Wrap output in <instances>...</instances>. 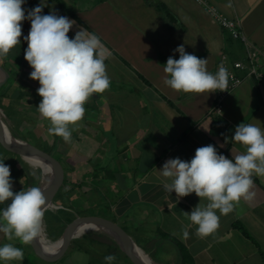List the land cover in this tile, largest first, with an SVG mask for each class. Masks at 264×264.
<instances>
[{"label": "crops", "instance_id": "0c3cea01", "mask_svg": "<svg viewBox=\"0 0 264 264\" xmlns=\"http://www.w3.org/2000/svg\"><path fill=\"white\" fill-rule=\"evenodd\" d=\"M206 1L238 19L242 32L264 52V0ZM39 4L40 0H27L23 7ZM45 4L43 14L54 11L76 21L68 33L70 38L82 26L97 34L111 52L105 61L110 87L85 103L83 119L69 126L70 143L47 133L50 121L38 110L40 85L29 78L33 69L24 58L30 21H22L20 45L0 58V67L7 73L0 86V107L11 113L10 118L5 117L17 125L42 128L39 135H46L42 139L49 141L65 171L62 196L55 203L63 205L66 214L56 223L54 237L47 232L51 222L43 218L46 236L57 239L67 223L80 216L76 209L88 210L85 215H99L119 224L151 259L164 264H264V175L252 177V200L241 199L227 215L217 212L218 229L200 236L184 212H191L201 198L194 192L185 197L168 193L163 185L171 180L161 174L168 159L190 160L198 147L208 144L229 159L246 151V146L232 138L241 123L264 129V56L258 60L260 80L245 79L225 98L217 114L212 112L214 92L185 93L164 83L167 59H179L174 50L180 45L186 52L208 59L206 68L212 74L222 54L230 61L245 60L242 42L233 40L197 0H45ZM216 115L226 121L221 135L210 132ZM0 159L11 166L14 193L27 190L23 159L1 151ZM206 203L202 198V205ZM54 210L50 209L51 218L58 212ZM185 229L187 239L182 236ZM84 235L94 239L96 252L93 247L89 252L77 247L76 241L81 243ZM100 235L105 237L103 241ZM98 241L104 244L99 246ZM113 242L106 233L92 230L72 239L56 260L36 257L32 262L30 243L9 241L0 233V245L12 243L24 252L23 261L0 264H90L103 253L116 256Z\"/></svg>", "mask_w": 264, "mask_h": 264}, {"label": "clouds", "instance_id": "9594fccd", "mask_svg": "<svg viewBox=\"0 0 264 264\" xmlns=\"http://www.w3.org/2000/svg\"><path fill=\"white\" fill-rule=\"evenodd\" d=\"M26 3L27 0H0V58L20 45L22 21H30V31L24 36L28 43L24 58L33 69L29 78L40 85L37 94L42 100L38 110L50 121L49 135L60 136L70 143L69 126L83 119L85 103L93 94L110 87L105 61L111 52L97 34L82 26L70 38L68 33L76 21L54 11L43 14L45 0L31 9L23 7ZM174 52L179 53V59L169 56L164 68L168 74L164 81L167 86L185 93L227 89L229 73L224 66L212 74L206 68L208 59L186 52L183 45ZM232 139L246 146V151L229 159L208 144L198 147L190 160L168 159L161 169L162 176L171 180L163 185L168 193L174 191L178 197H185L194 192L201 198L191 212H184L197 226L200 236L214 233L220 215L232 212L241 199L252 200L255 196L252 177L264 175V129L241 123ZM4 161L0 159V204L10 203L0 208V233L9 241L19 239L29 244L41 233L47 198L38 186L14 193L11 166ZM202 198L207 200L205 205ZM182 236L188 238L187 229ZM23 259V249L12 243L0 245V261ZM104 260L105 264H114L116 256L109 254Z\"/></svg>", "mask_w": 264, "mask_h": 264}, {"label": "water", "instance_id": "95a60500", "mask_svg": "<svg viewBox=\"0 0 264 264\" xmlns=\"http://www.w3.org/2000/svg\"><path fill=\"white\" fill-rule=\"evenodd\" d=\"M6 78V71L0 67V86ZM2 124L0 121V145L4 148V150L14 156H18L23 159L24 155H34L48 165L49 171L47 175H45L41 169L42 176L40 178V184L38 183V187L43 190L44 195L47 198V210L52 209L50 208L51 204L61 206L56 204L54 200L55 195L59 192L63 185L65 177V171L60 161L51 153L35 146L31 142L15 137L11 131ZM83 224L90 225L92 229L89 230L103 232L111 236L118 245L119 249L132 264H164L163 262L151 259L149 256V261L144 259L139 253H137L135 248L137 247L141 251H143V249L119 224L99 215L75 216L69 223H67L61 235L56 240L57 242H60L56 250H49L44 247V245L40 242L39 237L34 242L30 243V245L39 258L48 261L56 260L67 250L72 239L83 235H76V230ZM46 239L48 238L46 237ZM145 254L147 255V253Z\"/></svg>", "mask_w": 264, "mask_h": 264}, {"label": "built area", "instance_id": "2783aa9c", "mask_svg": "<svg viewBox=\"0 0 264 264\" xmlns=\"http://www.w3.org/2000/svg\"><path fill=\"white\" fill-rule=\"evenodd\" d=\"M209 12L213 20L226 30L233 39L242 42L245 51V60L230 61L228 56L222 54L215 67V74L220 66H224L229 73L228 87L224 91H214V103L212 112L220 114L225 98L242 85L245 79L254 78L260 80L262 74L258 69V60L264 56V52L256 46L243 32L238 19L228 17L214 5L206 0H197ZM62 207V206H57Z\"/></svg>", "mask_w": 264, "mask_h": 264}, {"label": "rangeland", "instance_id": "374dc122", "mask_svg": "<svg viewBox=\"0 0 264 264\" xmlns=\"http://www.w3.org/2000/svg\"><path fill=\"white\" fill-rule=\"evenodd\" d=\"M224 30V29H223ZM226 31V30H225ZM227 32V31H226ZM228 33V32H227ZM229 34V33H228ZM230 35V34H229ZM233 40H235V41H237L236 39H233ZM1 108V107H0ZM2 109V108H1ZM5 112H7V115H9L10 117H11V113L8 111V110H6ZM3 113H4V111H3ZM5 114V113H4ZM6 122H7V124H8V127H9V129H10V131H11V133L13 134V132H12V130L14 129V128H16L18 131H19V134L20 135H22V136H24V137H26V138H28L29 140H30V142L31 143H33L35 146H37V147H39V148H41V149H46V150H48L47 152H49L51 149H50V145H49V141H48V143H47V141L45 140V139H42V138H45V134H44V136H42L41 134L39 135V133H40V131H42L41 129L42 128H40L39 129V127L37 126H35V125H30V124H22L21 123V125L20 124H16V123H14V122H11L10 121V119L9 118H7V116H6ZM30 129V130H29ZM32 131V134H30V132ZM42 133V132H41ZM47 133H48V131H47ZM49 134V133H48ZM0 147L2 148V149H4L1 145H0ZM51 152H53V151H51ZM57 152H61V147L59 148V150L57 151ZM53 154V153H52ZM56 157V156H55ZM57 158V157H56ZM19 159H20V157H19ZM61 163V162H60ZM21 165H22V167H23V169H25V171L27 170L28 171V173H30L31 175H33V176H35L36 178L39 176V178H41V169L39 168V167H33V166H30L25 160H22V163H21ZM24 170H23V172L22 173H24L25 172ZM33 173H35V175L33 174ZM40 184V179H38V182H37V184ZM39 184H38V186H39ZM62 207H57L56 206V208H55V210L54 211H58V210H60V209H63V205H61ZM50 209H48L46 212H45V219L47 220V221H50V220H52V223H54V220H56V219H52L51 218V215H50V213H48V211H49ZM77 213H79L80 214V216H84L85 214H88L89 213V211L87 210L86 211V213L84 212V210H75ZM92 211H90V213H91ZM62 213V216H64L65 214H66V212L65 211H62L61 212ZM45 229H47V226H46V228ZM46 232V231H45ZM89 232V231H88ZM48 238V237H47ZM92 243V239L89 237V238H87V237H85V239H83L82 241H81V245H83V244H85V245H90ZM102 249L104 248V247H101ZM36 257H38L34 252H31L30 251V253H29V260L30 261H36ZM90 257V256H89ZM96 256L95 255H93L92 256V258L94 259ZM96 259V258H95ZM120 259V260H119ZM97 260V259H96ZM99 260V259H98ZM103 261H105L104 260V257H103V255H101V258H100V260L99 261H96V262H94L95 264H105V262H103ZM98 262V263H97ZM94 263H92V264H94ZM114 264H132L131 262H130V260H128V259H126L125 257H124V255L121 253L119 256H118V258H117V255H116V261L114 262Z\"/></svg>", "mask_w": 264, "mask_h": 264}, {"label": "trees", "instance_id": "16d2710c", "mask_svg": "<svg viewBox=\"0 0 264 264\" xmlns=\"http://www.w3.org/2000/svg\"><path fill=\"white\" fill-rule=\"evenodd\" d=\"M70 13L69 14H71L73 17H77L76 15H75V13L74 12H72V11H69ZM5 114L7 115V113L5 112ZM8 116V115H7ZM9 117V116H8ZM10 118V117H9ZM225 126H226V121L224 120V119H222L220 116H218V115H216L214 118H213V122H212V127H211V130H210V132L211 133H213V134H222L223 132H224V130H225ZM12 132H13V135L15 136V137H19V138H22V139H24V140H27V141H29L30 142V140L28 139V138H26V137H24V136H22V135H20L19 134V131L16 129V128H14L13 130H12ZM31 134V133H30ZM33 144V143H32ZM45 151H48V150H46V149H44ZM0 151L1 152H3L5 155H10V156H13L11 153H9L8 151H6V150H3L1 147H0ZM52 150H50L49 151V153H51L52 154V152H51ZM53 156H55L54 154H52ZM17 159H19V157L17 156ZM57 159L61 162V160H60V158H58L57 157ZM38 179H40L39 178V176L36 178L35 176H33V175H31L30 173H28V171L26 170L24 173H23V180H24V184L28 187V188H30V187H33V186H36L37 185V182H38ZM64 182H65V178H64V181H63V184H64ZM38 186V185H37ZM62 190H59V192L55 195V197H54V200L55 201H59L60 199H61V196H62ZM62 211H64V209H60V210H58V212L54 215L53 214V216H52V219H56V220H54V223L52 224V220H50V221H47L46 219H45V221L46 222H51V228H49V230H47V232H48V234H49V236H51V237H54L55 235H54V232H53V230H54V228H58L59 226L58 225H56V223L58 224V222L61 220V218H62ZM48 213H50V215H51V211L49 210L48 211ZM44 216H45V214H44ZM52 225H53V227H52ZM239 229L247 236V237H249V238H251L250 236H249V234H248V232L244 229V227L242 226V225H240L239 226ZM84 237H86L85 235H84ZM50 238V237H49ZM87 238H89V236L87 237ZM99 238L102 240V238H105L103 235H100L99 236ZM93 241H94V239L93 238H91ZM52 240H54V239H52ZM103 241V240H102ZM98 245L100 246L101 244H104V243H102V242H100V241H98ZM76 245H77V247L79 248V249H83V250H85V251H88L89 252V250L91 249V247H93L94 248V245H92V243L90 244V245H85V244H83V245H81V243H79L78 241H76ZM113 246H112V248L111 249H113L114 251L116 250L117 251V253H116V255H117V258H118V256L122 253L123 254V252L119 249V247H118V245L116 244V242L114 241L113 242V244H112ZM140 246V245H139ZM141 247V246H140ZM112 250V251H113ZM94 251L96 252V250H95V248H94ZM114 251H113V253H114ZM107 255H109V253H103V257H105V256H107ZM124 255V254H123ZM124 257L126 258V259H128L125 255H124ZM120 260V259H119ZM103 262H105V261H103ZM92 263V262H91ZM90 263V264H91ZM184 263V262H183Z\"/></svg>", "mask_w": 264, "mask_h": 264}, {"label": "bare ground", "instance_id": "6f19581e", "mask_svg": "<svg viewBox=\"0 0 264 264\" xmlns=\"http://www.w3.org/2000/svg\"><path fill=\"white\" fill-rule=\"evenodd\" d=\"M0 121H1V124L4 125L6 128L9 129L8 127V124L6 122V117L5 115L3 114V111L2 109H0ZM10 130V129H9ZM23 159L30 165V166H33V167H39L40 169L43 170V173L45 175L48 174V171H49V166L46 165L43 161H41L37 156H34V155H24L23 156ZM57 205L55 204H51L50 205V208L52 209H55ZM45 223L43 221V226H42V230H41V233L39 235V240L40 242L42 243V245H44V247H46L47 249L49 250H56V248L59 246V243L60 242H57L56 240L58 239H54V240H50L49 238L46 239V233H45ZM89 229H92L90 225H87V224H83L81 225L77 230H76V235H80V234H84L88 231H92V230H89ZM135 250L137 251V253H139L144 259L148 260L149 261V257L148 255L145 254V252L141 251L139 248H135Z\"/></svg>", "mask_w": 264, "mask_h": 264}]
</instances>
